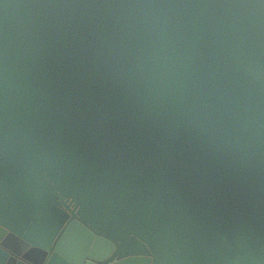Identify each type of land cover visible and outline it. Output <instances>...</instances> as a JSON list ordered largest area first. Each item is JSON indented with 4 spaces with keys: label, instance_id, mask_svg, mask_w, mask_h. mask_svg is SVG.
I'll return each instance as SVG.
<instances>
[{
    "label": "water",
    "instance_id": "water-1",
    "mask_svg": "<svg viewBox=\"0 0 264 264\" xmlns=\"http://www.w3.org/2000/svg\"><path fill=\"white\" fill-rule=\"evenodd\" d=\"M0 264H264V0H0Z\"/></svg>",
    "mask_w": 264,
    "mask_h": 264
}]
</instances>
